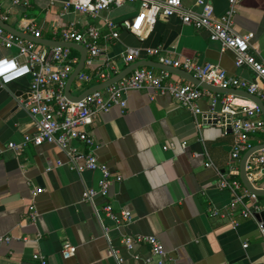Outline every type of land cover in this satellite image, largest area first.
Instances as JSON below:
<instances>
[{
	"label": "crops",
	"instance_id": "1",
	"mask_svg": "<svg viewBox=\"0 0 264 264\" xmlns=\"http://www.w3.org/2000/svg\"><path fill=\"white\" fill-rule=\"evenodd\" d=\"M67 1L31 0V7L26 8L0 0L2 14L9 16L7 23L20 29L21 21L29 20L42 39L62 41V34L71 25L81 32L100 30L101 45L113 67L102 81L92 77L83 87L73 83L75 96L124 70L128 48L141 49L138 61L159 62L146 54V49H159L172 60L215 64L228 76L256 81V75L247 67H237L234 53L223 51L207 30L187 26L178 17L159 19L141 38L126 25L140 10V2L91 18L73 9L66 12ZM195 1L183 3L194 7ZM206 1L219 17L229 10L228 0ZM109 22L116 25L118 39H110ZM234 26L242 34H255L257 56L264 60V0H239ZM27 34L33 36L30 31ZM17 52L6 49L0 39V58H14ZM74 55L80 58L78 52ZM85 73L91 75V70L87 68ZM29 92L28 77L0 85V238L9 239L0 241V264H42L34 259L36 254L46 264H119L117 257L109 255L111 249L123 264H147L149 246L137 243L130 251L123 243L124 235L159 238L167 251L166 264H264V238L259 231L264 222V197H245L254 211L245 217L241 205L231 208V192L219 188L218 171L240 179L241 160L231 162V133L210 125L199 131L194 115L170 95L154 97L147 90L132 91L127 94L126 109L115 107L97 116L89 129L93 146L71 143L80 152L94 151L100 162L123 177L122 182L112 184L107 198L98 196L93 203L83 202L87 189H99L102 173L72 169L68 154L56 144L36 147L27 142L35 133V118L25 105ZM199 106L203 112L200 121L221 111L220 104L213 107L208 96ZM11 143L22 145V150H12ZM167 144L174 147L165 150ZM210 162L213 166H207ZM231 166L236 169L234 174ZM254 185L264 189V178ZM37 190L42 192L35 194ZM107 203L118 213L131 211L132 223L117 227L105 217ZM65 242L77 247L74 257H63Z\"/></svg>",
	"mask_w": 264,
	"mask_h": 264
},
{
	"label": "built area",
	"instance_id": "2",
	"mask_svg": "<svg viewBox=\"0 0 264 264\" xmlns=\"http://www.w3.org/2000/svg\"><path fill=\"white\" fill-rule=\"evenodd\" d=\"M6 1L15 6L31 7V0ZM228 1L229 10L221 17L215 14L213 5L206 0H196L194 7L184 6L183 0H69L65 2L64 10L67 12L73 9L74 12L97 18L103 11L140 2L138 13L126 22L128 30L138 37L142 38L151 32L159 19L170 17H178L183 24L197 30H207L210 39L219 42L223 51L230 50L234 53L237 67H247L256 75L255 82L228 76L219 65H200L192 60H172L164 56L159 49H146V54L149 57H157L163 65L188 72L213 86L245 90L258 96L264 103V60L257 56L259 51L253 44L255 34H242L235 29L234 16L239 0ZM2 5L0 2V17L8 22L9 16L2 14ZM195 7L200 10L196 11ZM20 26L18 30L25 33L30 31L36 38H42L41 32L29 20H22ZM108 26L111 30L110 39H118L120 34L116 30V25L109 22ZM101 37L98 28H90L86 32H81L73 25L62 34L63 42L78 43L88 50L85 67L74 81L78 87H83L85 83L91 81L92 77L101 81L109 77V70L113 66L101 45ZM0 39L6 49L18 51L14 58H0V85L7 86L21 78H30V92L25 105L35 118V133L26 138L27 142L33 143L36 147L56 144L68 154L72 169L79 172L98 170L102 173L99 189H87L83 193V202L93 203L98 196L107 198L112 184L122 182L123 177L100 162L94 151L80 152L72 148L71 143L80 141L93 146L95 140L89 129L95 125L97 116L109 113L115 107L126 109V97L132 91L147 90L152 92L154 97L170 95L177 104L194 115L199 131L203 126L210 125L223 129L225 133H231L234 137L231 151L232 163L240 161L245 152L252 147L264 143L262 110L255 102L246 98L230 94H214L190 82L177 80L167 71L157 72L153 68L141 67L108 89L88 95L81 101L73 102L64 93L66 83L80 60L74 55L73 50L32 43L1 27ZM141 53V49L128 48L125 56L126 64L130 65L138 61ZM21 57L25 58V62H20ZM87 68L91 70V75L85 73ZM207 96L212 97L213 107L220 104L221 111L211 114L212 116L206 115L200 121L198 118L203 115V112L199 102ZM253 139L257 141L256 145L252 143ZM183 145L186 146V143ZM173 147V144H167L164 149L169 150ZM9 148L19 152L22 150V145L11 143ZM207 166L213 165L210 162ZM235 170L231 166L230 173L234 174ZM218 173L219 188L233 195L231 208L236 209L241 205L243 215L252 216L254 211L245 201V197L250 193L243 188L239 180L220 171ZM247 173L253 184L256 180L264 178V149L250 157L247 163ZM41 192L42 190H37L35 194ZM103 211L105 217L113 221L117 227H128L134 220L131 211L123 210L118 213L111 203H107ZM217 214L214 212V215ZM106 231L109 232V229L107 228ZM259 231L264 238V222L259 224ZM3 240L9 241L8 238H0V241ZM123 243L130 251L134 250L137 243L147 244L151 254L147 264L167 263V251L156 236L135 238L124 235ZM76 252L77 247L70 242L64 243L62 255L65 259L74 257ZM109 255L117 257L119 264H123L124 260L113 249L109 250ZM34 259L46 264L39 254H36Z\"/></svg>",
	"mask_w": 264,
	"mask_h": 264
},
{
	"label": "water",
	"instance_id": "3",
	"mask_svg": "<svg viewBox=\"0 0 264 264\" xmlns=\"http://www.w3.org/2000/svg\"><path fill=\"white\" fill-rule=\"evenodd\" d=\"M0 27L6 30L7 32L12 33L13 35L20 37L24 40H27L32 43H36L39 45H43L46 47H59V48H69L73 51H76L80 54V60L75 68L74 72L71 74L70 78L68 79L66 86H65V96L73 101H81L84 98H86L88 95L94 94L99 91H103L105 89H108L109 87L115 85L122 79L126 78L129 76L132 72L137 70L138 68L141 67H148V68H153V69H158L160 71H167L171 74L177 75L187 82H190L199 88L203 90L210 91L211 93L214 94H230V95H236L242 98H246L250 101L255 102L260 109L262 110L263 116H264V103L263 101L256 95L251 94L245 90H237V89H223L220 87L213 86L205 81L200 80L199 78L193 76L192 74L185 72L180 69H175L170 66L163 65L159 62H154L152 60H141V61H136L130 65H128L124 70L121 72L117 73L113 77L109 78L108 80L101 82L99 84H96L87 90H85L81 95L75 96L72 93V85L76 79V77L83 71L85 67V63L88 58V50L85 46L78 44V43H72V42H63V41H58V40H47V39H42V38H36L35 36H32L30 34H27L21 30H18L14 26L10 25L9 23L3 21L0 17ZM231 132V131H229ZM264 149V143L261 145H256L249 149L245 154L242 156L241 162H240V180L243 185V187L253 196L255 197H264V189H260L255 187V185L250 181L247 173V163L248 160L252 155L255 153L261 151ZM262 218L264 219V213H262Z\"/></svg>",
	"mask_w": 264,
	"mask_h": 264
},
{
	"label": "trees",
	"instance_id": "4",
	"mask_svg": "<svg viewBox=\"0 0 264 264\" xmlns=\"http://www.w3.org/2000/svg\"><path fill=\"white\" fill-rule=\"evenodd\" d=\"M73 53H76L75 51H73ZM238 180H240V179H238Z\"/></svg>",
	"mask_w": 264,
	"mask_h": 264
}]
</instances>
